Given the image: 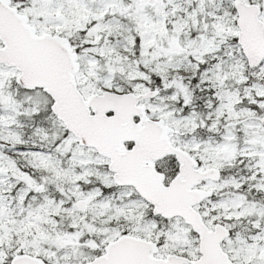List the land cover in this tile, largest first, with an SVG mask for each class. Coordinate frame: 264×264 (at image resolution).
<instances>
[{
  "label": "rangeland",
  "instance_id": "obj_1",
  "mask_svg": "<svg viewBox=\"0 0 264 264\" xmlns=\"http://www.w3.org/2000/svg\"><path fill=\"white\" fill-rule=\"evenodd\" d=\"M35 2L34 7H15L29 16L37 33L68 37L82 31L81 40L92 43L81 53L75 50L80 62L75 79L85 98L104 90L124 92L125 85L133 84L127 91L140 94L158 90L132 82L141 76L147 78L137 67L139 59L134 58L135 33L139 36L142 65L157 74L168 90H158L157 96L143 99L140 105L146 106L152 119L162 118L174 129L172 143L193 153L201 161L200 168L214 166L221 172L233 163L246 164L247 174L240 177L203 180L198 186L214 193L194 207L208 227L218 222L232 229L234 224H242L240 218L255 215L249 240L230 233L222 247L236 264H264V204L248 202L244 195L260 191L264 198V114L246 105L264 106V85L257 81L264 76V61L245 70L240 47L231 41V36L238 33L236 12L231 11L233 0ZM261 17L264 19V11ZM109 34L114 37L111 42L106 41ZM17 74L15 68L0 64V264H10L8 256L19 253V245H27L24 252L42 256L50 264H83L102 253L103 248L94 254L122 231L157 243L162 257L173 253L194 259L200 255L198 234L189 224L180 216L153 215L152 205L133 186L115 184L108 158L75 144L74 136L62 138L52 151L31 149L30 139L24 141L14 126L18 113L30 114L37 105L22 107L12 98L9 82ZM191 77L214 89L215 103L202 115L194 108L183 107L188 91L182 82ZM176 103L178 107L170 106ZM207 130L216 134L202 138ZM21 144L26 149H19ZM58 152L67 154L71 165H52L51 188L60 196L55 201L33 170L52 164ZM162 166L163 171H159L166 173L167 184L178 173V164L175 167L167 159ZM90 178L115 188L104 194L100 188L82 187ZM248 181L251 183L243 193L236 192ZM229 185L233 190L227 188ZM57 213L72 216L82 227L62 234L50 231V221ZM234 242L237 246L232 245Z\"/></svg>",
  "mask_w": 264,
  "mask_h": 264
},
{
  "label": "water",
  "instance_id": "obj_2",
  "mask_svg": "<svg viewBox=\"0 0 264 264\" xmlns=\"http://www.w3.org/2000/svg\"><path fill=\"white\" fill-rule=\"evenodd\" d=\"M236 12V36L247 65L251 68L264 61V19L261 6L233 0ZM29 16L0 0V64L18 71L15 83L26 90L42 89L50 98V110L77 140L109 159L116 185H131L152 205V214L163 218L180 216L199 238V257L190 259L169 253L158 256L157 243L123 233L110 240L104 251L83 264H235L222 248L230 229L216 223L210 229L195 205L213 195L212 189L198 186L203 180H218L220 169L198 168V160L187 150L174 145V129L164 119L147 117L145 106L138 104L155 97L158 90L136 94L132 91L104 90L85 98L75 74L80 69L78 53L68 37L55 33L38 34ZM134 116H140L135 123ZM126 141L133 145L127 149ZM174 155L178 173L166 184L165 175L155 162ZM10 264H50L42 257L19 252Z\"/></svg>",
  "mask_w": 264,
  "mask_h": 264
},
{
  "label": "trees",
  "instance_id": "obj_3",
  "mask_svg": "<svg viewBox=\"0 0 264 264\" xmlns=\"http://www.w3.org/2000/svg\"><path fill=\"white\" fill-rule=\"evenodd\" d=\"M12 5L17 6L19 9L25 8V6H32L34 7L37 5V2L33 3V0H11ZM249 2H259L262 6V12L264 11V4L263 0H247ZM231 11L233 14H235V11L233 10L232 4H231ZM32 18V17H31ZM63 34V33H60ZM81 34H83L82 31H74L73 34L68 35V38L71 41V44L74 47V50H76L78 53H81V49L89 48L92 46V43L84 40H81ZM193 33L190 35L192 37ZM106 41L111 42L114 37L112 35H106ZM135 44H134V50L135 55L134 58L139 59V63L137 64V67L140 71H142L145 75H147V78L138 77L135 79H132L133 83H144L151 87L155 86L156 89L159 90L160 93L167 92L168 90L164 87V83L161 80V78L152 72L150 68L144 67L142 65V60L139 57L140 52V39L139 36L135 33ZM102 38L99 42H101ZM231 41L236 42V36H231ZM244 59V58H243ZM201 67L204 68L203 65ZM246 71H250L251 68H249L246 63L244 65ZM200 69V68H198ZM202 70H200L199 73H201ZM201 76V75H200ZM225 82L226 80H222ZM258 82L262 83L264 85V76L257 79ZM182 83H184L186 90L188 91V100L185 104H183V107L188 108H194L197 110L201 115L209 109L212 105L215 103L214 99V89L211 87L205 86L204 82H201L195 77H191L188 80H184ZM240 87H242L243 82L240 81L239 83ZM81 86V85H80ZM134 86V84H133ZM131 85H125L123 87V90H130L132 89ZM9 87L11 88V96L12 98L20 103L22 107H26L29 105V103H33L37 105V108L35 111L31 112L30 114H17V124L15 125L16 131L18 134H20L21 138L26 141L27 139H30L32 142L31 149L38 150V151H52L54 146L60 142L62 138H66L69 135H72L68 130H66L65 126L62 124L60 120L56 118V116L51 112L50 110V104L51 99L50 97L44 93L41 89H35V90H25L21 88L18 84L15 83L14 78H10ZM31 95V96H29ZM35 96H39V100L34 98ZM259 97V96H258ZM261 99L264 100V92L263 96H261ZM193 107H192V106ZM246 105L252 107L255 109L260 115L264 114V106L259 107L256 104L249 103ZM171 107H178L179 103L176 104H170ZM199 130V129H198ZM23 131V132H22ZM237 133L238 130H235ZM213 134H216L213 130H207V133L205 136H202V138H206L207 136H212ZM78 140H74V143L76 144ZM15 148V147H14ZM19 149H26V146L21 144L19 146ZM93 153H96L95 150H92ZM56 158L52 161V164H48L44 169H34L33 174L38 179L39 183H45L48 186L49 189V195L53 196L55 198V201L59 199V195L55 192H53L51 188V182H53V175L51 174V168L52 165H58L59 167L63 166H70L71 160L67 154H62L58 152L55 156ZM19 162V161H18ZM245 162L241 164L233 163L231 166L225 167L221 171V178H229V177H240L242 175L247 174V171L245 170ZM249 183L251 181L246 182L241 187L237 188L236 192L240 191L243 193L248 187ZM82 187L89 188V187H96L101 189V193L109 194L113 187H106L100 183L99 180L90 178V180L86 183L83 182ZM229 190H233V186L229 185L227 187ZM252 189V188H251ZM250 192H253V189L250 190ZM244 195L249 199L246 200L248 202L257 203L259 205L264 204V198L260 194V191H256L255 194H250L249 192H244ZM242 219V220H241ZM255 219L254 216H248L240 218V221H242V224H234L232 227V236L238 235L239 237L243 238V240H249V235H251L254 232V229L250 225V222ZM73 217L70 215H66L63 213H57L52 216V220L50 221L49 230L50 231H58L59 233H63V231L78 229L82 227V224H76L73 221ZM18 245V244H16ZM232 245L237 246V242H234ZM23 246V245H22ZM22 246L19 245L18 252L23 251L27 248V245L22 248ZM104 246V245H103ZM103 246H100L94 254H98L102 251ZM11 258V255L8 256V259ZM44 258V257H43ZM45 260V259H44ZM47 261V260H46ZM49 262V261H47Z\"/></svg>",
  "mask_w": 264,
  "mask_h": 264
},
{
  "label": "flooded vegetation",
  "instance_id": "obj_4",
  "mask_svg": "<svg viewBox=\"0 0 264 264\" xmlns=\"http://www.w3.org/2000/svg\"><path fill=\"white\" fill-rule=\"evenodd\" d=\"M0 45H1V42H0ZM146 107V106H145ZM145 111H146V113L148 114V116L149 117H151L150 115H149V112H148V109H146L145 108ZM153 117H151V119H152ZM140 119H141V117L140 116H134V118H133V120H134V122L135 123H137V122H139L140 121ZM125 147L127 148V149H129V148H131L132 147V145H133V142L132 141H126L125 143ZM191 154V153H190ZM191 155H194L193 153L191 154ZM195 156V155H194ZM14 159V158H13ZM167 159H169V161L172 163V164H174L175 165V167H176V164H178L177 163V161H176V158H175V156H166V157H164L163 159H160V160H158V161H156L155 162V167H156V169L157 170H162L163 171V161L164 160H167ZM198 159V158H197ZM16 160V159H15ZM198 161H199V164H200V160L198 159ZM16 162L17 163H22L23 161L22 160H19V162L16 160ZM199 167V166H198ZM176 169L178 170V166L176 167ZM164 173V172H163ZM166 173H164V175H165ZM167 176V175H166ZM239 193V192H238ZM216 223H218V222H215L212 226H209V228L210 229H212L214 226H215V224ZM208 226V225H207ZM227 227L230 229V231L232 232V229H231V225H227ZM191 228V227H190ZM192 230V229H191ZM128 231V230H127ZM123 233H128V234H131V235H134V236H136L135 234H133V232H130V231H128V232H125V231H122V232H120V234L119 235H121V234H123ZM118 235V236H119ZM197 235V234H196ZM118 236H116L115 238H117ZM197 237H198V235H197ZM114 238V239H115ZM199 239V238H198ZM107 243V242H106ZM199 243V242H198ZM223 243H224V240L222 241V245H223ZM103 251H104V247H103ZM185 256H187V255H185ZM187 257H189V255L187 256ZM199 256H196L194 259H196V258H198ZM230 257V256H229ZM234 263H235V261L234 260H232ZM236 264V263H235Z\"/></svg>",
  "mask_w": 264,
  "mask_h": 264
}]
</instances>
